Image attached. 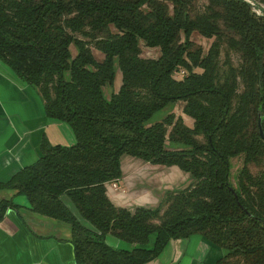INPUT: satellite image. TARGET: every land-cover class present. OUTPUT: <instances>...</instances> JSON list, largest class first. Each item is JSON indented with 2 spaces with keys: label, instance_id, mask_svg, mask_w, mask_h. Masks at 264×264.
Instances as JSON below:
<instances>
[{
  "label": "trees",
  "instance_id": "obj_1",
  "mask_svg": "<svg viewBox=\"0 0 264 264\" xmlns=\"http://www.w3.org/2000/svg\"><path fill=\"white\" fill-rule=\"evenodd\" d=\"M255 9L249 0H0V61L74 136L42 138L36 161L0 191L67 224L76 264H144L193 234L223 250L215 264H264V14ZM141 45L159 55L143 57ZM179 101L191 126L172 112ZM123 155L176 166L187 184L155 207L116 206L106 184L121 179ZM20 207L0 200V219Z\"/></svg>",
  "mask_w": 264,
  "mask_h": 264
},
{
  "label": "crops",
  "instance_id": "obj_2",
  "mask_svg": "<svg viewBox=\"0 0 264 264\" xmlns=\"http://www.w3.org/2000/svg\"><path fill=\"white\" fill-rule=\"evenodd\" d=\"M42 138L64 145L74 141L66 123L47 117L36 90L0 61V181L36 161ZM142 163L145 162L138 164L133 158L120 160L122 176L114 182L117 187L106 184L107 196L114 205L129 209L155 207L166 190L177 189L169 186L160 190L137 182L143 177V171H139ZM161 166L165 169L156 165V172L172 174V181H178L174 185H180L183 174L188 179L176 166ZM2 199H12L21 207L18 211L7 210L0 219V264H76L67 224L33 213L27 208L25 196L12 190H1ZM107 241L117 245L110 236ZM222 254L219 246L193 234L169 240L157 257L144 264H215Z\"/></svg>",
  "mask_w": 264,
  "mask_h": 264
},
{
  "label": "rangeland",
  "instance_id": "obj_3",
  "mask_svg": "<svg viewBox=\"0 0 264 264\" xmlns=\"http://www.w3.org/2000/svg\"><path fill=\"white\" fill-rule=\"evenodd\" d=\"M254 2L256 3L257 9L264 11V0H254ZM192 39L195 42L201 44L204 48H207L209 45V42H210L209 40H207V39H205V38H203L197 34H194L192 36ZM72 51H73V49H72ZM93 53L97 59H99V60L102 59L103 55L99 51H97L96 49H93ZM141 55L143 57L155 58L159 55V51L157 48H148L144 45H141ZM120 82H121V75H120V71L117 70L115 73V77H114V81H113L112 86H106L104 88L105 95L107 97H109L110 93L116 92L118 90V87L120 86ZM171 106L172 105L170 104L167 107H165L164 109L156 112L153 115V117L151 118V122H155V121L160 120L166 113L169 112ZM182 106H183L182 102H180V101L176 102L174 107L172 108V112L176 116H182L184 122L187 125L191 126L192 125V119L182 113ZM68 128H69L70 132L72 133L69 126H68ZM61 134L64 136L63 133H61ZM127 158H133V160H135L138 164H140V162H141L140 159L130 157L128 155H123L121 157V162L125 161ZM140 167H139V171H141V172L143 171L142 172L143 177L138 179L137 182L141 181V182L145 183V186L147 185L148 187H153V188L160 189V190L163 188H168L169 186H173L174 188H181L182 186H185L187 184V181H188V179L186 178V175L183 174V175H181L182 178L179 179L180 185L179 186L174 185V184H176L175 182H178V181H172L174 176L172 174L171 175L166 174V176H165L163 174H160L159 172H156V171H158V170H156L158 168V167H156V165H151V164L145 162V163H142V165ZM159 168L165 169V167H162L161 165H159ZM175 168H177V167H175ZM165 180H169L170 182H174V183H172L173 185H169L167 183L168 181H165ZM82 222L87 224V222H85L84 220H82ZM121 244L124 245V247L129 248L127 243L122 242ZM121 247H123V246H121Z\"/></svg>",
  "mask_w": 264,
  "mask_h": 264
},
{
  "label": "water",
  "instance_id": "obj_4",
  "mask_svg": "<svg viewBox=\"0 0 264 264\" xmlns=\"http://www.w3.org/2000/svg\"><path fill=\"white\" fill-rule=\"evenodd\" d=\"M258 126H259V133H260V136L261 138L264 140V132L261 128V125H260V119H258Z\"/></svg>",
  "mask_w": 264,
  "mask_h": 264
},
{
  "label": "built area",
  "instance_id": "obj_5",
  "mask_svg": "<svg viewBox=\"0 0 264 264\" xmlns=\"http://www.w3.org/2000/svg\"><path fill=\"white\" fill-rule=\"evenodd\" d=\"M249 2L251 3V5H254V4H255V3H254L253 1H251V0H249ZM255 11H256L257 13H263V14H264V11H261V10H259V9H255ZM180 74H182V73H180ZM180 74H179V75H180ZM113 187H117L115 183H113Z\"/></svg>",
  "mask_w": 264,
  "mask_h": 264
}]
</instances>
